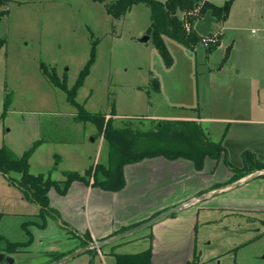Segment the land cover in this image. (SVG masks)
Returning a JSON list of instances; mask_svg holds the SVG:
<instances>
[{
  "label": "rangeland",
  "instance_id": "1",
  "mask_svg": "<svg viewBox=\"0 0 264 264\" xmlns=\"http://www.w3.org/2000/svg\"><path fill=\"white\" fill-rule=\"evenodd\" d=\"M110 1L9 0L0 6L8 10L0 18V147L6 145L20 156L35 140H44L29 158L30 172L62 180L66 171L83 173L90 166L108 160L107 143L99 139L96 126L73 119L76 106L67 100L65 91L49 82L40 68V62L48 69L54 68L71 87L89 58L93 41H96L94 61L77 89L75 100L90 112L107 113L106 118H114L117 126L129 121L146 130L159 119L202 118L199 123L207 137L217 141L224 130V118L264 121V0H234L227 22L213 24L209 36L216 39L223 24L222 41L213 52L207 50L211 42L204 45L200 41L190 49L165 36L172 57L170 65L165 64L151 38L140 41L149 35V6L134 4L116 19L106 12L105 4ZM214 1L221 4L224 0ZM192 12L199 16L197 9ZM7 91L12 93V103L2 117ZM112 110L115 115H110ZM159 157L162 156L152 159ZM162 158L170 163L185 161L194 168L193 161L186 158ZM207 158L209 165L202 180L210 181L216 176L219 180L194 197L244 177L233 180L235 172L222 158ZM214 160L217 164L213 167ZM225 169L232 174L224 180ZM136 172L131 176H136ZM8 183V176L0 173V236L26 242L38 231H26L23 223L34 219L39 210L36 203L21 199L16 185ZM194 183V180L187 183L185 193L182 184H178L170 197L187 195ZM208 199L154 224L163 225L170 232L159 233L160 239L155 251L152 250L155 264H175L182 259H171L179 256H192L188 261L193 264H264V211L247 209L253 205L264 208V176ZM174 218L177 220L171 222ZM55 219L51 217L53 231L49 233L59 232ZM29 225L27 228H32ZM143 231L95 252L138 251L149 246L152 249V234L150 242L138 239L148 232ZM40 237L43 240L37 244L38 251L26 257L24 264L46 256L45 250L51 244L44 236ZM132 239L138 240L130 242ZM30 244L26 247L33 246ZM2 246L5 242L0 239ZM79 246H83L81 242ZM67 254H55L53 259ZM80 260L76 258L75 262L78 264Z\"/></svg>",
  "mask_w": 264,
  "mask_h": 264
},
{
  "label": "trees",
  "instance_id": "2",
  "mask_svg": "<svg viewBox=\"0 0 264 264\" xmlns=\"http://www.w3.org/2000/svg\"><path fill=\"white\" fill-rule=\"evenodd\" d=\"M8 1L0 0V6L6 5ZM96 1L104 2L105 0ZM137 3H145L149 6L151 22L148 34L165 64L170 65L172 57L164 37L168 36L184 46L194 49L202 39V36L194 30V23L202 18L208 10L211 11V15L216 18V21H225L230 13L232 0H226L221 5L207 0H165L164 2L159 0H112L105 4V9L109 15L118 19ZM195 9L199 12L198 17L192 12ZM7 12L6 8L0 9V18L6 15ZM220 40L221 35L207 50L213 52L220 44ZM95 42L92 43L88 60L71 87H68L65 77L59 78L54 68L48 69L43 62H40V68L49 82L65 91L67 100L76 106L77 111L73 114V119L84 124L87 122L94 124L98 136L102 135L106 140L108 146L107 162L96 163L85 169L83 173L66 171L64 179L55 180L44 177L42 174L30 172L29 158L43 140H35L20 156L14 154L11 148L6 145L0 147V173L8 176V180L21 190L25 199L39 206L38 216L42 222L38 226L43 228L48 217H58V212L50 205L48 192L51 188H54L59 194L65 195L71 183L74 180H79L86 185L99 187L103 190L119 191L125 186L124 167L148 158L158 156L168 159L186 158L193 161L196 170H202L206 157L215 160L222 158L228 168L235 172L233 180L248 175L255 170L264 169V163L258 160L256 155L249 150L242 153L243 165L241 168L232 166L227 158L222 141L209 139L196 119H159L155 126L143 130L136 123L129 121L117 126L114 124V118L110 116L106 118L107 113L86 110L83 105L76 102L75 96L77 89L83 83L93 64ZM228 54L229 48L225 53L224 60H226ZM11 103L12 93L7 91L4 97L2 117L6 115ZM110 115H115V111L112 110ZM226 131L227 127L223 131L222 137H224ZM11 173L18 174V177L13 178L10 176ZM1 215L0 213V218ZM31 222L23 223L28 232L30 231L27 229V224H33ZM0 239H3V237L0 236ZM32 240V235L26 242L7 240L5 250L14 253L18 248L30 244ZM90 241L89 235L81 238L83 246ZM95 250L96 248H93L87 252L93 255L96 253ZM111 254L115 257L113 264H151L152 261L150 246L135 253L111 252ZM88 264H93V261L90 260ZM185 264L193 263L188 261Z\"/></svg>",
  "mask_w": 264,
  "mask_h": 264
},
{
  "label": "crops",
  "instance_id": "3",
  "mask_svg": "<svg viewBox=\"0 0 264 264\" xmlns=\"http://www.w3.org/2000/svg\"><path fill=\"white\" fill-rule=\"evenodd\" d=\"M207 1H210L217 5H221L226 0H224L221 4L215 2L214 0ZM233 3L234 0H232L230 13L223 24L227 22L230 15L232 14ZM223 24L220 34V42L223 38ZM196 120L201 123L202 118H196ZM222 120L225 123L224 130L227 127V131L224 137H222L223 132L222 134H220L219 140L222 141V145L226 150L229 162L233 166L239 168L242 167V153L246 150H249L256 155L258 160L264 163V121L259 119L245 118H224ZM98 137L106 143V140L102 135ZM209 160L210 159L208 158L205 160L204 169L202 170H195L192 165H188V163H186L185 161L176 160L171 161L174 163H170L162 157L145 159L138 163L126 165L124 167L125 186L119 191L103 190L99 187L86 185L78 180L71 183L65 195H61L54 188H51L48 192V196L50 199L51 207L58 212V217H56L55 220L57 222L56 227L59 229V232L56 231L53 233H49L50 231H53V225H51L50 221L51 217L47 218L46 225L43 228L38 226L42 221L41 219L40 221L39 219H37V211L33 215L34 219L30 218L27 220L32 221L31 223H33L29 225L32 228H27L30 233L32 232L31 229H34L35 232L38 231L37 235L36 233L34 234L33 241L30 244L33 246L20 247L16 252L10 253L5 250L7 240L1 239L5 242V246L0 247V252L11 255L15 259V264H18V262L24 264L26 257L30 256V254H32L34 250L38 251L37 249H39V247H37V244L38 242L41 243V241L43 240V238H41L40 236H44L46 242L48 244L50 243L51 245L46 248V256L44 258H41V260H38L35 263H32L44 264L50 261H55V258L53 259V256L55 254H70L76 249L83 247L79 246V244L81 242V238H84L87 235H89L91 239L90 242L111 237L118 233L117 231L119 229L133 224L137 225L161 213L162 211L174 205H177V203L188 197H190V199L193 198L196 193L202 191V189H204L205 187L217 184L219 180H217V176L216 179L214 177H211L210 181L208 179V181L202 180V178L204 177L203 174L206 170L205 168L207 165H209ZM216 164L217 162L215 163L214 160V164L212 166L214 167ZM222 165L224 166V163ZM136 168H138L137 171L140 170L139 172L141 173L136 172ZM133 172L137 173L136 176L133 175L134 177L131 176ZM224 172H226L224 180L227 179L230 174H232L230 170L225 169ZM16 175L17 176L12 177L17 178L18 174ZM262 176H264V174L254 177L239 186H242L247 182ZM190 180H194L196 181V183L191 184V188H189L187 195L184 194L185 196L183 197H170L172 189H178V184H182V191H184V193L187 192L186 187L187 183H190ZM162 184L166 185L162 186ZM232 189L233 188H226L223 191L217 192L214 195L208 197L209 199H206H208L209 201L217 194H223V192L226 193ZM18 192L19 195H21V199L24 200L25 198L22 195L21 190ZM136 203L139 205L137 208L135 206ZM191 206L192 205L186 208H189ZM259 207L260 206L253 205V207L247 206V209H251L253 212L264 211L263 207ZM37 208L39 210L38 205ZM191 214L192 215H190V217H193L194 214ZM175 220L177 219L174 218L171 222ZM162 226L151 225L140 230H147L148 232L143 231L147 233L143 234L144 236L138 239H143V241L150 242V234H152V250L155 251V244L160 239L159 233L169 232ZM150 227H152L151 230ZM60 228L64 229L65 231L61 230ZM132 235H129L127 237H130ZM138 239H132L133 241L130 242H135ZM100 248H96V250H99ZM142 250L139 249L137 251V249H123L113 252L135 253ZM109 257H111V259L110 262L107 263L106 259ZM191 257L192 256H179L177 258H172L171 260L181 258L182 260L175 264H184L185 262L190 260ZM76 258H81L78 264H88L90 260L93 261V264H97V259H99L100 261L99 264H113L115 262V257L110 252L101 253L100 251H97L92 255L86 251L60 264H70L69 262H75ZM0 264H6L5 260L0 261ZM71 264L77 263L75 262ZM151 264H155V252L154 254L152 252Z\"/></svg>",
  "mask_w": 264,
  "mask_h": 264
},
{
  "label": "water",
  "instance_id": "4",
  "mask_svg": "<svg viewBox=\"0 0 264 264\" xmlns=\"http://www.w3.org/2000/svg\"><path fill=\"white\" fill-rule=\"evenodd\" d=\"M215 22H216V18L214 16H212L211 11L208 10L202 18H200L199 20H197L194 23L193 28L200 36L207 37L212 32L213 24ZM149 38H150L149 35H144L143 37L140 38V41L147 42L149 40ZM261 174H264V169L253 171L252 173L244 176L243 178H241L235 182H232L226 186L220 187L214 191H211L208 193H203V194H201V196H196V197H193L191 199H188L187 201H185L183 203H179V204H177V205H175L169 209H166V210L162 211L161 213H159V214H157V215H155V216H153V217H151V218H149V219H147V220H145V221H143L137 225H134V226H132L128 229H125L121 232H118L111 237L89 242L86 245H84L83 247L76 249L75 251L71 252L70 254H68V255H66V256H64V257H62L56 261H52V262L46 263V264H60V263H63L64 261H67L68 259H70L76 255H79L80 253L86 252L90 249L100 248V247L112 244V243H114L120 239H123L129 235H132V234H134V233H136V232H138L144 228H147L151 225H154L155 223L159 222L160 220L180 211L181 209H183L185 207H188V206L198 202L199 200L202 201V200L214 195L217 192L223 191L226 188L237 187V186L245 183L246 181H248L254 177H257ZM2 260H5L6 264H15V259L11 255L0 252V261H2Z\"/></svg>",
  "mask_w": 264,
  "mask_h": 264
},
{
  "label": "built area",
  "instance_id": "5",
  "mask_svg": "<svg viewBox=\"0 0 264 264\" xmlns=\"http://www.w3.org/2000/svg\"><path fill=\"white\" fill-rule=\"evenodd\" d=\"M201 42L204 45H208L209 42L214 44L216 42V38L214 36L202 37Z\"/></svg>",
  "mask_w": 264,
  "mask_h": 264
}]
</instances>
